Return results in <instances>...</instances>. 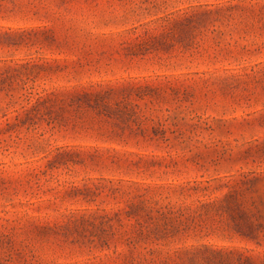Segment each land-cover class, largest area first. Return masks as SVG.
Listing matches in <instances>:
<instances>
[{
    "label": "rangeland",
    "instance_id": "obj_1",
    "mask_svg": "<svg viewBox=\"0 0 264 264\" xmlns=\"http://www.w3.org/2000/svg\"><path fill=\"white\" fill-rule=\"evenodd\" d=\"M0 264H264V0H0Z\"/></svg>",
    "mask_w": 264,
    "mask_h": 264
}]
</instances>
